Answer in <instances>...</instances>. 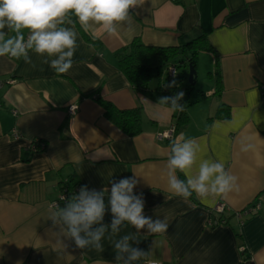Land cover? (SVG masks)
Listing matches in <instances>:
<instances>
[{"label": "crops", "instance_id": "1", "mask_svg": "<svg viewBox=\"0 0 264 264\" xmlns=\"http://www.w3.org/2000/svg\"><path fill=\"white\" fill-rule=\"evenodd\" d=\"M130 16L131 24L119 26L115 35L99 28L84 31L70 16L73 25L64 26L74 27L78 47L66 74H57L31 51L32 64L0 57V264H116L113 241L135 232L131 225L102 240L104 250L97 252L76 248L48 218L65 183L110 192L111 182L128 177L138 181L133 191L143 194L144 215L169 224L164 234L141 230L139 242L133 243L150 252L152 264H264V100L259 90L264 83V0H143ZM202 33L214 51L200 50L196 57L207 59L210 84L198 93L192 87L186 122L170 139L158 138L175 128L178 112L149 95L156 78L135 90L116 53L136 38L168 47ZM93 95L119 109L139 107L140 132L125 134L105 117ZM221 104L226 117H215ZM69 105H76L73 114ZM181 134L200 143L203 158L222 160L239 178L240 191L208 201L195 194L185 200L169 191L167 158L171 142ZM244 138L256 145L255 151H240ZM32 140L43 142V149L33 150ZM218 202L225 205L222 214L213 210ZM255 204L257 211L242 213ZM215 218L225 222L211 225ZM111 219L107 208L103 222Z\"/></svg>", "mask_w": 264, "mask_h": 264}, {"label": "clouds", "instance_id": "2", "mask_svg": "<svg viewBox=\"0 0 264 264\" xmlns=\"http://www.w3.org/2000/svg\"><path fill=\"white\" fill-rule=\"evenodd\" d=\"M143 0H0V57L8 56L32 64L29 52L42 57L57 74H66L73 66V56L78 47L77 33L70 16H75L84 31L95 32L97 28L108 35L117 34L118 27L131 24L130 9L141 5ZM8 29L13 35L5 32ZM25 32L27 36L25 37ZM35 67V65H33ZM173 79L165 87H176ZM180 91L174 96L161 97L159 105L167 106L172 112H183ZM256 145L250 138L240 141V151H255ZM200 143L195 138L181 134L170 144L165 174L168 189L187 200L195 194L202 201L216 198L228 199L231 193H238L239 178L226 170L222 160L203 158ZM177 172L184 179L178 178ZM138 181L128 177L111 182L107 188L96 191L82 186L78 193L67 199L63 207L50 205L49 218L53 225H59L61 234L74 241L76 248L103 252L102 240L121 232L131 225L135 232H129L113 241L116 264H152L150 252L133 246L138 243L140 231L148 234H164L169 224L166 219H155L144 215L143 194H134ZM107 193V204L105 194ZM110 208L112 219L105 224L106 209ZM63 248L66 245L57 240Z\"/></svg>", "mask_w": 264, "mask_h": 264}, {"label": "trees", "instance_id": "3", "mask_svg": "<svg viewBox=\"0 0 264 264\" xmlns=\"http://www.w3.org/2000/svg\"><path fill=\"white\" fill-rule=\"evenodd\" d=\"M200 50H213L207 40L206 33H202L185 43L177 46L158 47L148 46L142 43L139 38L132 40L130 44L119 50L118 65L131 86L135 90H142L149 86L152 79H157V86L150 90L149 95L156 101L161 97L174 96L183 91L184 97L180 101L184 108L190 102L192 84L186 80L185 75L178 74V68L187 66L189 63L195 68V57ZM214 51V50H213ZM169 65L176 67V76L170 77L167 72ZM215 74L219 73L218 59H215ZM173 79L176 80V87L167 88L166 84ZM195 80V78H194ZM219 77L216 76V84L219 85ZM217 88V87H216ZM104 109L105 117L121 129L125 134L134 136L140 132L141 111L139 107L132 109H119L111 102L102 99L98 95L92 96ZM223 106L219 105L215 117L225 116L222 114ZM226 117V116H225ZM210 117L209 119H211ZM187 120L183 112L176 114L175 129L180 128ZM67 198L75 193V188H81L78 182L65 183ZM62 187V188H63ZM64 206V205H62Z\"/></svg>", "mask_w": 264, "mask_h": 264}, {"label": "built area", "instance_id": "4", "mask_svg": "<svg viewBox=\"0 0 264 264\" xmlns=\"http://www.w3.org/2000/svg\"><path fill=\"white\" fill-rule=\"evenodd\" d=\"M173 2H176V3H181L185 0H171ZM167 72H168V75L170 77H175L176 76V67L174 65H169L168 68H167ZM14 80H8L7 83H13ZM3 82L0 81V88L2 86ZM259 90H260V94H261V97H262V100H264V83H262L260 86H259ZM76 110V105H69L68 107V112L73 114ZM174 132V127L172 126L169 130L165 131V132H162L160 134H158V138H167V139H170L172 137V134ZM31 147L33 150H41L43 149L44 147V144L43 142L39 141V140H32L31 141ZM80 189L75 188V193H78ZM67 190L65 187H63L61 189V192L59 194V197L57 200L53 201L51 203V205L53 204H57L59 206H62L66 203L67 201ZM225 209V205L224 203L222 202H218L216 203V205L213 207V210L214 212H216L217 214H222L223 211ZM259 209V204H255L254 206H252L250 209H246V210H243L242 213H248V212H252V211H257ZM241 212L237 213V215L240 217L242 215ZM225 222V219H222V218H215L214 220L211 221V225H217V224H222ZM156 264H162V263H156Z\"/></svg>", "mask_w": 264, "mask_h": 264}, {"label": "rangeland", "instance_id": "5", "mask_svg": "<svg viewBox=\"0 0 264 264\" xmlns=\"http://www.w3.org/2000/svg\"><path fill=\"white\" fill-rule=\"evenodd\" d=\"M196 62V76L195 83L192 85L194 93H198L199 90H205L210 84L211 77L208 75V61L204 56L198 55L195 59ZM189 67L182 66L178 68V74H183L188 80Z\"/></svg>", "mask_w": 264, "mask_h": 264}, {"label": "water", "instance_id": "6", "mask_svg": "<svg viewBox=\"0 0 264 264\" xmlns=\"http://www.w3.org/2000/svg\"><path fill=\"white\" fill-rule=\"evenodd\" d=\"M188 67H189L188 82L193 85L195 82L194 78L196 76V70L190 63Z\"/></svg>", "mask_w": 264, "mask_h": 264}]
</instances>
